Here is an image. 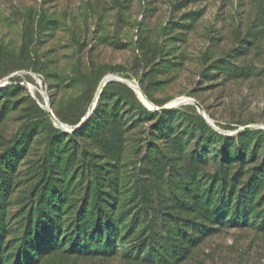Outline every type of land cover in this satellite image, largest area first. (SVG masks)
Instances as JSON below:
<instances>
[{
  "label": "rangeland",
  "instance_id": "1",
  "mask_svg": "<svg viewBox=\"0 0 264 264\" xmlns=\"http://www.w3.org/2000/svg\"><path fill=\"white\" fill-rule=\"evenodd\" d=\"M3 82L0 264H264V0H0Z\"/></svg>",
  "mask_w": 264,
  "mask_h": 264
},
{
  "label": "water",
  "instance_id": "2",
  "mask_svg": "<svg viewBox=\"0 0 264 264\" xmlns=\"http://www.w3.org/2000/svg\"><path fill=\"white\" fill-rule=\"evenodd\" d=\"M110 81V78H106L105 80H103L102 82H101V84H100V87H99V92L102 90V88L107 84V82H109ZM4 84V82L1 84L0 83V87L2 86ZM131 88H132V90L133 91H135V93H137V90L136 89H134L132 86H131ZM141 96L143 97V99H145L146 100V98L143 96V94H141ZM142 101V100H141ZM143 102V101H142ZM144 103V102H143ZM150 103V102H149ZM186 102H179V103H177V104H175V105H169V106H162V107H158V106H154L153 104H151V105H153V106H148V108H150L151 110H155V111H166V110H169V109H171V108H175L176 106H180V105H182V104H185ZM147 106V105H146ZM91 112V111H90ZM90 112L86 115V117L81 121V123H80V125H82V123L88 118V116H89V114H90ZM204 118H205V120L207 121V123L214 129V130H216V131H218L219 133L221 132L220 130H218L216 127H214L213 126V124L211 123V122H209L208 121V118L204 115ZM79 125V126H80ZM78 127V126H77ZM77 127H74V128H72L71 130H74V129H76Z\"/></svg>",
  "mask_w": 264,
  "mask_h": 264
},
{
  "label": "bare ground",
  "instance_id": "3",
  "mask_svg": "<svg viewBox=\"0 0 264 264\" xmlns=\"http://www.w3.org/2000/svg\"><path fill=\"white\" fill-rule=\"evenodd\" d=\"M1 84H2V83H1ZM133 88L137 90V94H138L139 98L144 102L145 105H147V106H153V105H151V103H149L147 100L143 99V97L141 96V92H140V90H139L137 87H133ZM177 100H178V99H177ZM174 102H176V101H174ZM172 103H173V102H172ZM176 107H177V106H176ZM208 121H209V120H208ZM209 122H211V121H209ZM61 128H67V126L64 125V124H61Z\"/></svg>",
  "mask_w": 264,
  "mask_h": 264
},
{
  "label": "trees",
  "instance_id": "4",
  "mask_svg": "<svg viewBox=\"0 0 264 264\" xmlns=\"http://www.w3.org/2000/svg\"><path fill=\"white\" fill-rule=\"evenodd\" d=\"M103 88H104V87H103ZM201 123H202L203 128H204L205 130H207V131H209L210 133H212V134L218 136L219 138L223 137L221 134L217 133V131H214L211 127H209V126L205 123V121L202 120Z\"/></svg>",
  "mask_w": 264,
  "mask_h": 264
}]
</instances>
